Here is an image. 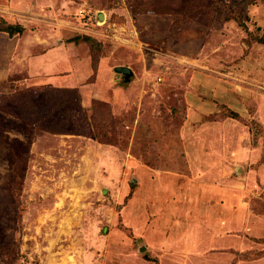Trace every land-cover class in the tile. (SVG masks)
Segmentation results:
<instances>
[{
	"label": "rangeland",
	"instance_id": "374dc122",
	"mask_svg": "<svg viewBox=\"0 0 264 264\" xmlns=\"http://www.w3.org/2000/svg\"><path fill=\"white\" fill-rule=\"evenodd\" d=\"M0 2L40 57L0 35V102L84 109L53 133L0 103V264H264V0Z\"/></svg>",
	"mask_w": 264,
	"mask_h": 264
},
{
	"label": "trees",
	"instance_id": "16d2710c",
	"mask_svg": "<svg viewBox=\"0 0 264 264\" xmlns=\"http://www.w3.org/2000/svg\"><path fill=\"white\" fill-rule=\"evenodd\" d=\"M162 6V5H161ZM163 13L171 12L170 6L164 4L161 7ZM170 9V10H169ZM185 17L188 15L187 9H179ZM190 14L194 18H198L196 13ZM200 20V18H198ZM25 27L20 23H8L0 16V31L7 32L11 37L22 34ZM84 40L95 49L99 47V43L96 42L90 36H84ZM29 89L16 91L10 95L2 97V104L5 99H11L6 104L5 110L11 113H15L22 117L24 120L29 121L33 125L42 128L44 130L51 131L53 133H74L77 130L70 126H54L52 122L65 120H71L74 114H80L84 112L82 104L80 102L79 93L75 88H56L52 85H46L41 92L43 94V103L41 106L33 103H29L31 96H28ZM0 102V103H1ZM49 102V104H47ZM0 104L1 106H3ZM1 108V107H0ZM48 110V112L45 111ZM42 112H45L43 117ZM48 114V119L47 115ZM50 118V119H49Z\"/></svg>",
	"mask_w": 264,
	"mask_h": 264
},
{
	"label": "crops",
	"instance_id": "0c3cea01",
	"mask_svg": "<svg viewBox=\"0 0 264 264\" xmlns=\"http://www.w3.org/2000/svg\"><path fill=\"white\" fill-rule=\"evenodd\" d=\"M41 3V2H40ZM7 5V4H6ZM5 6V5H4ZM3 6V4L0 2V10L2 11V8L4 7ZM26 7H27V5H26ZM81 10H84V9H80L79 11H81ZM3 12H5L4 10H3ZM95 12H96V15H97V18L99 19V14H103V20H100V21H104V20H106V13L105 12H100V11H98V10H95ZM4 19V18H3ZM5 20V19H4ZM6 21V20H5ZM7 22V21H6ZM9 23V22H8ZM16 23H18V22H16ZM107 23V21L105 22V24ZM20 24H22L24 27H25V30L23 31V33L22 34H17V35H15V36H13V37H11L7 32H5V31H0V35L1 36H3V37H5V38H7L8 39V42L7 41H5V50H7L8 51V49H9V51H13V48L14 47H12L13 45H14V41H12L13 39H16L17 38V36L18 35H23V38L25 39H27L26 41H25V43H23V44H21L20 45V42H18V43H16V47L18 48V51H19V49H21V54L23 53V55L26 57V59H27V64L28 65H31L33 62L35 63L36 61H39L40 60V57H39V59L37 58V57H34L33 59H32V57H31V54H32V48H33V41H30V39H32V37L31 36H28V35H32V34H30V30H26L27 29V27H28V25H26V24H24V23H22V21L20 22ZM89 31H91V32H94V33H96L94 30H89ZM84 36H90V37H92L93 39H95V37L96 36H94V35H92V34H83L82 36L81 35H78V36H76V37H74L75 39L77 38H79V39H83V41L85 42V40H84ZM9 40H11V41H9ZM17 40V39H16ZM21 40V39H20ZM41 40V42H43V41H46V40H42V39H40ZM72 39H69V41H71ZM48 42L46 43V44H49L50 43V41L49 40H47ZM65 43V42H64ZM41 44H45V43H41ZM62 45H64V44H60V47L62 46ZM72 48V47H71ZM71 50V49H70ZM72 51V50H71ZM73 59V58H72ZM72 61V62H71ZM30 63V64H29ZM70 64H74V65H76V66H78V67H80V66H82V67H86L87 66V60H85L84 62H82V61H80V60H75V61H73V60H71L70 59ZM53 66H55V64L53 65ZM52 67V66H51ZM72 67V66H71Z\"/></svg>",
	"mask_w": 264,
	"mask_h": 264
},
{
	"label": "water",
	"instance_id": "95a60500",
	"mask_svg": "<svg viewBox=\"0 0 264 264\" xmlns=\"http://www.w3.org/2000/svg\"><path fill=\"white\" fill-rule=\"evenodd\" d=\"M98 17L100 20H103V14H99ZM115 69L117 72L124 74L125 80H129L133 75L132 69L128 66H117Z\"/></svg>",
	"mask_w": 264,
	"mask_h": 264
}]
</instances>
